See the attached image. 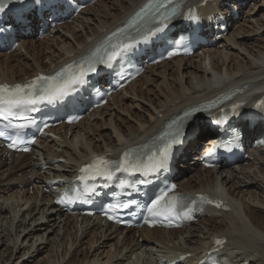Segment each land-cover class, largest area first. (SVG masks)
<instances>
[{
	"label": "bare ground",
	"instance_id": "6f19581e",
	"mask_svg": "<svg viewBox=\"0 0 264 264\" xmlns=\"http://www.w3.org/2000/svg\"><path fill=\"white\" fill-rule=\"evenodd\" d=\"M142 1L101 0L82 11L76 21L62 26V31L54 37L41 41L24 40L20 49L24 50L23 52L0 54V81L24 80L39 71H49L77 56L84 48L90 47L94 41L101 38L105 31L124 20L127 14ZM216 1L220 3L222 0ZM262 5L263 2L261 4L251 2L249 10L244 9L246 10L244 22L231 30L217 47L190 58H177L150 68L121 93L113 96L102 109H98L79 124L69 126L64 133H61L60 140L48 139L36 152L13 155L11 161L4 158L0 151V199L8 201L17 198L21 202L6 213L5 206H0V227L4 225L3 219H8V215L10 223L8 220L5 221L8 222V227L12 228L15 221L17 227L15 234L11 229V233L3 234V237L0 235V247L4 244L10 247L0 254L2 264H18L19 260L29 253L30 248L35 247L38 239L43 240L45 232L49 234L48 240L52 241L53 238L59 240L60 233L64 230L61 244L67 245L68 236L75 240L72 245L77 242L79 218L65 216L54 206L50 194L41 190L44 179L51 175L71 176L77 164L86 161L90 151L119 152L130 144L151 136L175 112H180L185 107L212 95L220 85L229 87L237 84V87L242 88L241 90L247 88L254 90L260 87V83H264V12H260ZM90 22H93L94 26L90 25ZM45 59L48 61L46 62ZM208 60L209 67L205 65ZM167 69L173 70L174 75L176 72L178 80L173 77L172 80L170 77L168 79ZM183 69L186 72L182 71ZM151 73L154 76L149 78ZM185 77L189 80L184 81ZM143 78L150 82L161 78L160 88L163 86L157 94L161 97L159 101L154 102L149 96L151 91L148 94V102L153 103L149 117L145 119L141 116L134 121V126H131L121 121L115 124L111 115L109 123L106 124L113 127L115 137L111 133L97 136L98 129L103 125V123L99 124L97 119L108 116L113 110L112 105L120 107L128 96L137 97L138 94H144V87L141 84ZM138 82L139 87H137ZM168 95L175 97L174 100L178 104L176 110H169L168 107L171 106L167 104H163L162 108L158 109ZM198 126L200 136L203 137L207 130L205 120L199 121ZM56 130L62 132L61 127ZM95 137H100L98 142L95 141ZM100 141L102 143H99ZM64 146L69 147L68 150L63 151ZM64 156H67L71 165L51 166L44 174L41 173L42 164L50 162L53 157ZM60 167H64L62 174L57 173ZM18 172H22V176L19 177ZM255 180H258L256 184L259 182L262 187V194L258 196L249 190L251 187L249 182ZM245 182H248L246 188L242 185ZM219 183L222 193L234 201L233 203L228 199L233 208L230 211L231 215L233 213L230 221L227 220L230 213L224 210H212L209 217L185 230L167 231L160 228L140 230L144 237L141 242L135 238L130 239V233L127 232L122 237L123 232L112 225H102L101 222L84 217L81 219V225H84L79 242L82 244V240L88 237L86 244L89 246L90 257L86 256L81 262L74 264H130L128 260L133 254L140 259L143 257L142 264H159L157 257L160 254L156 255L157 251H160L157 249L159 244L163 245V254L181 252L201 255L205 248L211 246L212 239L216 235L227 237L228 247L225 251L236 264L245 259L251 260L252 264H264V152H260L259 157L241 172L230 171L222 177L213 169H201L195 176L180 178L182 190L206 191L214 189L215 184ZM30 186L35 188L33 196L29 195ZM25 203L30 206L27 210L22 208ZM240 207L242 212L238 210ZM43 217L47 221L45 226L48 227L36 224L37 226L30 229L32 223ZM72 227H77L76 232H72L75 230H72ZM54 233L55 235L49 237ZM116 238H118L117 244L112 242ZM107 246L106 255L102 256ZM69 250L65 251L62 259L69 254ZM7 251L8 255L4 258V253ZM13 257L15 261L11 262Z\"/></svg>",
	"mask_w": 264,
	"mask_h": 264
},
{
	"label": "snow or ice",
	"instance_id": "6c2138e0",
	"mask_svg": "<svg viewBox=\"0 0 264 264\" xmlns=\"http://www.w3.org/2000/svg\"><path fill=\"white\" fill-rule=\"evenodd\" d=\"M179 4L176 0H150V2L137 13L132 22V27L136 28V35L128 36L126 39L132 43L137 42V38L147 39L157 31H161L167 26V21L176 14ZM4 11V6L0 3V12ZM143 23V29L138 25ZM132 46L130 43H123L117 46L108 59H112L120 54V50H127ZM77 71L69 72L67 69L56 73L55 75H40L35 80L25 85H7L0 84V121H7L5 128H14L17 134L30 124L31 118L27 113L37 110V105L42 103L55 104L62 101L74 86L83 83V78L88 71H95L94 63L91 59L83 61L76 65ZM13 120L24 121V123L13 124ZM4 131L0 130V136ZM178 133H166L160 137V144L157 146L155 153L146 157L139 153L126 152L121 161H111L104 157H97L93 163L81 169L84 180L88 177L103 176L111 179L114 171H124L129 173L140 172L143 175H149L161 168L167 166L170 149L173 143L178 142ZM15 143V141L13 142ZM121 188L131 187L128 181H121ZM175 186L169 187L166 191L160 193L147 207V211L152 216L163 217L164 220L180 218L183 210L184 199L191 200L190 197L182 198L174 194ZM169 193H173L169 195ZM65 198L71 200V197L65 194ZM201 202L211 203L205 196L199 197ZM195 203V201H192ZM128 204L115 205V208L128 207ZM184 217L191 219L188 212H184ZM219 243V241H218Z\"/></svg>",
	"mask_w": 264,
	"mask_h": 264
},
{
	"label": "rangeland",
	"instance_id": "374dc122",
	"mask_svg": "<svg viewBox=\"0 0 264 264\" xmlns=\"http://www.w3.org/2000/svg\"><path fill=\"white\" fill-rule=\"evenodd\" d=\"M251 2L252 3L254 2V3H258V4L260 3L261 4L262 2L264 3V0H252V1L251 0H247V6H246L247 7V11L250 8ZM107 4H110V3H107ZM260 12L261 13L264 12V5H262ZM245 17H246V14L244 15V20L246 19ZM244 20H242V23L244 22ZM90 25L94 26V23L93 22H90ZM59 51H60V49L58 50V52ZM45 61L47 62L48 60L45 59ZM205 65H207L209 67V60L206 62ZM184 70L185 69H183L182 71H184ZM185 72H186V70H185ZM152 74L153 73L150 74L151 76L149 75V78H152L154 76ZM167 74H168V79L170 77L171 80L173 78H176V76L178 75L176 72H175L176 75H174L173 70H171V69H167ZM187 78L188 77H185L184 78V81H188L189 78L188 79ZM160 79H157L155 82H150L149 80L143 78V80L141 81V84L144 87V94L143 95L138 94L137 97H134L133 95L128 96V98H126V100H125V103L122 102L120 104V105H122L120 107L119 106L117 107V105H112L113 110H111L109 112V115L108 116H106V117L104 116L103 117L104 119L101 118V117H99L97 119V122L99 124L103 123L102 127L100 129H98V132L99 133L98 132L96 133L97 136L99 134H109V133H111L112 136L115 137V133L113 132V127L110 126V125H108V124H106V123H109V119H110V116L111 115H113V119H114V123L115 124H117V122H120L121 121V122H124L125 125H131V126H134V121L140 119L141 116H143V118H145V119L148 118L149 117L148 116L149 113L152 111L151 110V107L153 105L152 102L151 103L148 102V94L151 91L150 94H149V96L151 98H153L154 102L160 100L161 97L159 95H157L158 92L160 91V89H162V87H163L162 86L160 88V83H159L160 82ZM176 80H178V79L176 78ZM139 86H140V83L137 84V87H139ZM174 98L175 97L173 95L166 96L165 99H164V102L160 105V107L158 109H161L163 104H167V105L171 106V107H168L169 110H176V108L178 107V104L176 103V101L174 100ZM119 108H120V110H119ZM165 115H169V114H165ZM93 136L94 135L92 134L91 137H93ZM98 139H100V137H95V141L98 142ZM99 143H102V141H100ZM68 148L69 147L64 146L63 147V151L68 150ZM21 174H22V172L21 173H18V176L19 177L22 176ZM188 174H190V172L187 171V173H185L184 175H186L187 177H190L191 175L188 176ZM183 177L185 178V176H183ZM205 179H207V177H205ZM256 181H258V180L253 181L254 183L253 182H249V184L251 186L249 190L253 191L258 196L259 194L260 195L262 194V191H261V188L262 187L259 185V182H258V184H256ZM247 183L248 182H245L244 184H242L243 187L246 188ZM32 189L34 190L35 188H33V186H32ZM9 195H10V193H9ZM29 195H32V196L35 195V190L32 191L30 189ZM1 199H0V206H5V213L8 212V211H10L12 208H15L14 205H17L18 206V204H21V202L17 198H11L8 201L7 200L5 201V199H3V200H1ZM16 200H18V201H16ZM12 204H13V206H12ZM259 204L260 203H258V205ZM28 206L29 205H27L25 203V205H23L22 208L24 210H27L28 209ZM25 207H26V209H25ZM6 208H7V210H6ZM17 209H19V208H17ZM238 210H240L242 212L241 207ZM232 215H233V213H232ZM232 215L230 213L229 218H227L228 221L231 220ZM21 219H22V217H21ZM3 220H4V225L2 227H0V233H2L0 235L3 237V234L11 233V229H12V233L15 234L16 233V228H17L16 227V221L14 222L13 227L11 228V227H8V222L7 223L5 222L6 220H8V221L10 220L9 219V215H8V219H3ZM40 220L37 221V222L32 223V227H30V229L33 228L34 226H37L38 224L43 225V227H48V226H45V224H47V221L45 220L44 217L42 219H40ZM27 222H28V220H27ZM9 223H10V221H9ZM78 224H79L78 225V230H79V232H78V239H77V242L74 245H72V244H73V241H75V240L73 238H71L70 236L66 237V239H68L67 245L60 243L61 237H63V235L65 233L64 230L61 231V233H60V239L59 240L57 238L56 239L53 238L52 241L51 240H48V235L49 234L45 232V234L43 236L44 237L43 240L38 239V243L35 245V247L34 248H30L29 253L26 254L23 258H21L19 260L18 264H68V263L74 264V263L81 262L83 259L86 258V256H88V258H89L90 257V255H88L89 246L86 244V242L88 240V237H86L85 239L82 240V244H81V242H79L80 236L82 234V227H83L84 224L81 225L80 222ZM228 224H230V223H228ZM0 225H1V220H0ZM2 229H3V231L1 232ZM73 229H75V230H73ZM72 230H73L72 232H76L77 227H75V228L72 227ZM56 231H57V228H56ZM130 233H131L130 234V239L131 238H135V240L137 239L138 241H141V242L143 241L144 237L142 236V233L141 232H140V235L141 236L138 235L135 232H132V231ZM52 235H55V233L54 234H51L49 237H52ZM132 235L134 237H132ZM117 239L118 238L114 239L112 242L117 244ZM33 240H35V239H33ZM112 242H110V243H112ZM130 244H131V242H130ZM5 245L6 244H4L3 246L0 247V254L3 253L5 249H7V250L10 249V247H6ZM162 246L163 245L159 244V246L157 247V249L160 250L161 252L160 251H157L156 255L157 254H161V253L163 254L164 253L163 252L164 251L163 250L164 248ZM170 246H172V243H170ZM38 248H39V250H38ZM107 249H108V246L105 249V252H102V254H101L102 256L103 255H106V252H107L106 250ZM66 250H69V254H67V256H65V259H62V255L65 254V251ZM95 252L96 251H94L93 254H95ZM89 253L92 254L91 252H89ZM99 253H101V252H99ZM7 255H8V251L6 253H4V258L7 257ZM91 258H92V256H91ZM142 258L143 257H141V259H140V258H138V256L136 254H133L131 256V258L128 260L129 261L128 263H130V264H137V262H138L139 264H142V260H143ZM14 261L15 260H14V257H13V259L11 260V262H14ZM48 261H50V263H48ZM9 263H10V261H9ZM0 264H2V261L1 260H0Z\"/></svg>",
	"mask_w": 264,
	"mask_h": 264
}]
</instances>
